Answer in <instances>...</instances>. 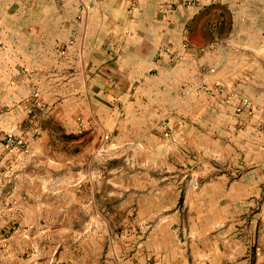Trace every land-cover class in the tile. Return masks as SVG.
Instances as JSON below:
<instances>
[{"label":"crops","instance_id":"0c3cea01","mask_svg":"<svg viewBox=\"0 0 264 264\" xmlns=\"http://www.w3.org/2000/svg\"><path fill=\"white\" fill-rule=\"evenodd\" d=\"M204 130L209 143L197 140ZM1 131L27 147L0 143L1 161L16 163L6 174L43 183L45 163L86 164L70 202L92 210L90 225L105 223L106 188L90 167L108 142L167 155L247 147L229 158L238 170L179 189L193 194L177 208L183 234L131 245V261L109 254L114 264H264V0H0ZM168 189L152 192L153 210L174 208ZM163 215L170 229L176 215ZM100 241L89 239L85 264H108Z\"/></svg>","mask_w":264,"mask_h":264},{"label":"rangeland","instance_id":"374dc122","mask_svg":"<svg viewBox=\"0 0 264 264\" xmlns=\"http://www.w3.org/2000/svg\"><path fill=\"white\" fill-rule=\"evenodd\" d=\"M209 132L204 130L203 135L196 132L201 137L197 140L209 143ZM3 133L6 132L1 131L0 136ZM219 133L222 134L221 130ZM3 148L5 152H12ZM148 148L152 151L148 152ZM148 148L130 144L113 146L108 142L101 156L91 161V170L101 172V186L106 188L105 200L101 203L105 223L96 225L89 224L93 212L85 202H70L73 198L70 188L74 184L82 185L85 178L79 172L86 169V164L82 167L76 162L45 163L40 169L44 175L42 183L19 178L15 173L18 168L6 174L16 163L8 162V158L2 162L0 156V264H85L92 237L101 239L95 243L97 249L101 244L108 254L118 249L124 261H131V245L140 244V250L147 251L158 240L184 233L183 226H178V216L182 214L186 219L188 215L186 210L177 208H182L187 197L193 194L184 193L186 199L183 194L178 198L181 187L184 191L195 190V186L209 180L205 175L211 169L220 174L238 170V166L230 164V156L248 152L247 147L232 151L209 144L203 147L172 145L170 155L164 153L163 147ZM19 152L22 151H16ZM45 186H51L50 190L41 194L40 187ZM163 187L169 188L167 196L174 208L158 212L152 208L157 205L153 201L156 194L152 192L161 193ZM78 194V198L83 197L82 191ZM163 214L176 215L172 230L163 225ZM248 215L251 216L244 212L234 218L239 221ZM113 260L109 254L107 263L114 264Z\"/></svg>","mask_w":264,"mask_h":264},{"label":"built area","instance_id":"2783aa9c","mask_svg":"<svg viewBox=\"0 0 264 264\" xmlns=\"http://www.w3.org/2000/svg\"><path fill=\"white\" fill-rule=\"evenodd\" d=\"M0 140L8 151H24L26 149L25 141L18 135L3 133Z\"/></svg>","mask_w":264,"mask_h":264}]
</instances>
